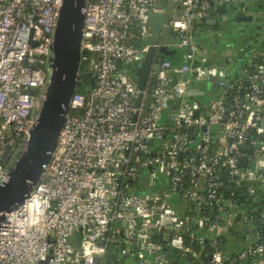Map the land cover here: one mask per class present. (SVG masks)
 Masks as SVG:
<instances>
[{
	"label": "built area",
	"instance_id": "obj_1",
	"mask_svg": "<svg viewBox=\"0 0 264 264\" xmlns=\"http://www.w3.org/2000/svg\"><path fill=\"white\" fill-rule=\"evenodd\" d=\"M159 1L175 4L167 25L178 62L160 63L137 107L134 73L120 67L147 53L148 12L166 11L153 7ZM232 1H87L69 114L39 182L0 218V264H264V210L255 205L264 194V47L231 79L194 35ZM60 6L0 0V184L5 157L30 140ZM208 75L219 78L218 94L189 100Z\"/></svg>",
	"mask_w": 264,
	"mask_h": 264
},
{
	"label": "water",
	"instance_id": "obj_2",
	"mask_svg": "<svg viewBox=\"0 0 264 264\" xmlns=\"http://www.w3.org/2000/svg\"><path fill=\"white\" fill-rule=\"evenodd\" d=\"M88 0H61V6L55 19L49 53L47 57L49 76L45 85L44 98L41 100L35 114L33 127L29 132V141L25 147L17 152L13 164L7 172L6 179L0 184V218L5 211L23 202L34 186L39 182L43 173V167L50 161L65 119L69 114V104L78 84V72L82 53V28L84 23V9ZM264 1V0H262ZM173 2L159 1L153 7L165 9L163 13L148 12L147 25L150 27V36L143 44L149 45L144 58L134 67V80L139 93L135 98L138 107L142 99L141 91L146 84L154 86L157 82V73L160 63L167 56L178 54L175 45L178 41L177 31L167 25L172 17ZM252 13V8L247 0H234L222 2L203 19L201 27L194 31L196 37L200 36L203 26L207 33L216 32V35L227 33L232 35L241 29L242 23H257L260 15ZM213 16L214 18H210ZM220 24V26H219ZM219 26V28H218ZM264 33V22L256 27ZM155 45H159L156 47ZM132 68V66H130ZM238 74L233 76L236 79ZM217 76L208 75L213 94H218ZM93 80L89 81V89ZM230 81H224V87L228 88ZM204 91L196 86H191L187 91V97L192 100L194 96L203 95ZM151 96L144 99L142 115L147 112ZM184 102V100H183ZM179 106V102L176 103ZM264 113V106H263ZM264 126V122H263ZM239 166H245V158L238 159ZM144 178L141 179L143 184ZM139 191L142 188H137ZM255 200L260 201V196ZM240 201V200H239ZM72 244L76 243V237L70 238ZM224 249V247H220ZM102 264H106V259Z\"/></svg>",
	"mask_w": 264,
	"mask_h": 264
},
{
	"label": "rangeland",
	"instance_id": "obj_3",
	"mask_svg": "<svg viewBox=\"0 0 264 264\" xmlns=\"http://www.w3.org/2000/svg\"><path fill=\"white\" fill-rule=\"evenodd\" d=\"M241 29L232 35L222 33V35H216V32L207 33L204 32L195 38L202 44L205 42L208 48H211L215 53L222 52V48H227L229 45L232 50H235L234 54H237V59L241 60V57L246 53L247 55L260 49V46L264 44V33H261L256 27L259 24L255 23H242ZM219 27V26H218ZM204 43V44H205ZM228 45V46H227ZM237 50V51H236ZM238 52V53H237ZM242 55V56H241ZM178 56V54H176ZM230 68V66H228ZM196 86L204 91L203 95H197L195 99H207L210 95L211 87L207 81H200ZM165 115L161 122H166ZM143 194V192H141ZM234 246L233 241L228 242V247Z\"/></svg>",
	"mask_w": 264,
	"mask_h": 264
},
{
	"label": "crops",
	"instance_id": "obj_4",
	"mask_svg": "<svg viewBox=\"0 0 264 264\" xmlns=\"http://www.w3.org/2000/svg\"><path fill=\"white\" fill-rule=\"evenodd\" d=\"M250 5H252V3H249V6ZM255 15H258V13H256ZM258 17H260V21L258 22V24H261V22H264V13H262ZM210 18H214V17L210 16ZM201 25H202V23L198 27H201ZM206 29H207V27L203 26V30H202L201 34L204 33V32H207ZM195 38H198V37L195 36ZM197 41L199 42V44L201 46L200 48H201L202 52L207 55L209 63L211 65H215L217 67L223 68L226 71V73H227V77H229L231 79H233V76L236 75V74H238V76L242 75V70L244 68H246L253 61V53L254 52L252 54H250V55H247L246 53H244L243 56L241 55L242 56L241 57L242 61H241L240 59L239 60L237 59V54H234L235 50L233 51L232 47L230 45H229L228 49L227 48H222V50H223L222 52L215 53L211 48H208L206 46L205 42H204L205 44L204 43L202 44L201 41H199V40H197ZM262 47H264V44L260 46V48H262ZM166 59L170 60L171 62L172 61L175 62V61L178 60V56L170 55V56H167ZM135 65L136 64L129 65L126 68L120 67V69L121 70H125L126 69L128 74H133L134 73L133 69H134ZM130 66H132V68H130ZM228 66H230V68H228ZM192 86H196V85H192ZM199 90H202V89L199 88ZM213 96H214L213 90L211 89L210 90V95H208L207 99H198V100L199 101H206V100H208L209 98H211Z\"/></svg>",
	"mask_w": 264,
	"mask_h": 264
},
{
	"label": "trees",
	"instance_id": "obj_5",
	"mask_svg": "<svg viewBox=\"0 0 264 264\" xmlns=\"http://www.w3.org/2000/svg\"><path fill=\"white\" fill-rule=\"evenodd\" d=\"M253 10L254 11H257V12L264 13V1L258 0L255 3H253ZM176 62H178V60L175 61V62H173V63H176ZM13 158L14 157H11V155L5 157V159H4V167H5V169L8 170L10 168V166L13 164V162H14V159ZM255 203H256L255 204L256 206L261 205V209L264 210V194L262 195V200L260 199L259 202H255ZM233 238H240V237L238 235H236V234H233ZM115 248H116L115 244L109 246L108 247V253H107V255L110 256V254L113 253V251L115 250Z\"/></svg>",
	"mask_w": 264,
	"mask_h": 264
},
{
	"label": "flooded vegetation",
	"instance_id": "obj_6",
	"mask_svg": "<svg viewBox=\"0 0 264 264\" xmlns=\"http://www.w3.org/2000/svg\"><path fill=\"white\" fill-rule=\"evenodd\" d=\"M253 3H255V2H253ZM253 3H252V5H250V7L252 8V13H253V12H254L255 14H256V13H259V12L253 10ZM219 26H220V24H219ZM218 28H219V27H218Z\"/></svg>",
	"mask_w": 264,
	"mask_h": 264
}]
</instances>
